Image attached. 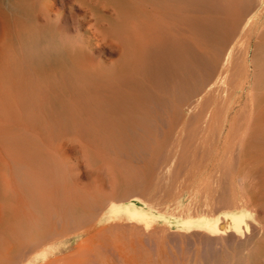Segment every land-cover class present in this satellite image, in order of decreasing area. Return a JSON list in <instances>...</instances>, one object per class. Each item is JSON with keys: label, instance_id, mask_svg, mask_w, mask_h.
I'll use <instances>...</instances> for the list:
<instances>
[{"label": "bare ground", "instance_id": "1", "mask_svg": "<svg viewBox=\"0 0 264 264\" xmlns=\"http://www.w3.org/2000/svg\"><path fill=\"white\" fill-rule=\"evenodd\" d=\"M262 17L264 0H0V264L147 262L90 246L41 250L71 224H94L107 207L111 220L146 218L151 204L138 195L151 194L154 181L140 163L160 174L161 159L186 163L189 149V170L206 177L209 196L201 211L178 216L179 229L238 238L256 213L264 264ZM146 125L154 133L141 138ZM120 157L126 174L114 164ZM174 159L173 169L181 163ZM89 175L99 182L92 192L83 182Z\"/></svg>", "mask_w": 264, "mask_h": 264}, {"label": "rangeland", "instance_id": "2", "mask_svg": "<svg viewBox=\"0 0 264 264\" xmlns=\"http://www.w3.org/2000/svg\"><path fill=\"white\" fill-rule=\"evenodd\" d=\"M262 20L264 19V17H262L261 18ZM242 129V130H241ZM241 129H238V130H240L239 131V133L237 132L235 135H237V136H242V137H237V136H232V137H234V138H232V140L231 141H233V142H237L236 144H239L241 141H242V139H243V135H244V129L243 128H241ZM140 133H141V138H142V135L143 136H145V137H147V135L148 134H153L154 133V129L153 128H151V127H149L148 125H146L145 127H144V130L143 131H140ZM242 134V135H241ZM139 139V138H138ZM138 139H135V140H133V144H135V148H136V150H139L140 149V147H141V145H140V143L138 144ZM234 139V140H233ZM176 143V142H175ZM174 142H173V145L172 146H174L175 145V147L177 148V146H176V144H175ZM180 151H181V148H180ZM187 151V150H186ZM191 151V152H190ZM188 152H190V153H193V151H192V149H189L186 153H187V155H188V159L190 160H188L187 159V161H189L188 163H187V161H185L186 163H183V161L181 162V159H180V157L178 156H175V157H177V159L179 158L180 159V164H179V167H178V165H175V164H178L179 163V160H177L176 158L174 159V157L173 158H171V159H174L173 160V165H175V168L173 169L172 167H174V166H172V163H171V159L168 161V162H166V160H164V159H161V161H160V166H163L164 164L166 165L167 163V166H165L164 165V167H165V169H164V171L162 172V173H160V174H157V171H156V173L154 174H152V172L150 171V170H148V165H149V162H141L140 164L141 165H143L144 163H146V167L144 166V167H142L143 168V171H142V175L144 176V178L145 179H150V180H152V181H154V187H153V190H152V192H151V194H148V193H141V194H139L138 196H140V198L142 199L143 198V200H145L146 202H148V203H150L151 204V207L150 208H147V212H148V216L146 217V218H148V221H147V219L146 218H137V219H139V220H137V219H133V220H131L130 219V217L127 215V214H123V213H121L119 216H117V217H112V220L110 219V214L108 213L109 212V208L107 207V209H105L104 211V213H105V215L103 214L102 216H101V218L98 220V221H96V222H98V223H94V224H92V225H96V226H93V227H91L92 229V231L90 230L89 232H84V229H87V228H90V226H92V225H90V226H86V228H81V227H79L78 225H76V226H78V228L74 225V224H71V225H69L68 227H67V229L65 230V232H66V235L64 236V237H62V238H60L58 241H56L55 243H53L52 245H50V246H46V247H44L42 250H41V252H53V251H56V250H58V248H60L61 246H63L64 244H69V245H71V247H70V250L72 251V252H86V247H89L88 249H87V251L88 250H91L92 249V251L93 252H95L96 250L97 251H102L103 253H106V254H112V252L114 253V254H124V255H132V256H135V254H136V257L138 256L139 257V255L140 256H145L146 257V259H148V261L147 262H145L146 264H262V260H261V251H260V233H259V231H260V227H261V225H260V223H259V220L257 219V215H256V213H254V219H252L251 220V223L253 222L254 224H257L258 226H259V231L257 230V228L258 227H256V226H252L253 225V223L251 224V227L252 228H254L255 229V231H254V229H252L251 227L249 228L250 230H248V231H246L247 232V234H246V236H245V233L246 232H244V233H242L243 234V236H240V234L238 235V238H236L237 237V235L236 234H234V236L236 235V237L234 238L232 235H229V234H231V233H229V234H225V237H224V234H223V237H222V235L221 236H214V237H211L212 239H214V242H215V244H214V242L213 241H211L212 239H209V237H208V235L206 236V234H204V232H202V231H197V229H195V230H189V232H188V234L190 235H187V232L186 231H182V230H180L179 229V226H178V220H180L182 217H184V215H185V213H187V212H189V210L190 211H201V209H203V208H200V205L198 204V203H200L203 199H205V197L207 198L209 195H208V191H202V189L203 190H206L205 189V186H203L204 184H202V183H204V179L206 178V177H204V176H200L199 177V175H197L195 172H193L192 173V171L191 170H189V168L193 165V158L194 157H192L191 156V154H188ZM189 155H190V157H192V159L191 158H189ZM193 155V154H192ZM175 160H177V163H176V161ZM186 160V159H185ZM114 164H116L117 165V167H118V171L119 172H121L122 174H126V172H125V163H124V158H119V162L118 161H115L114 160ZM163 162H165V163H163ZM174 162H175V164H174ZM191 162H192V164H191ZM169 163L171 164L170 166H169ZM183 164V165H182ZM186 164V166H184ZM188 164H191V165H189V166H187ZM178 168H177V167ZM180 166H184L183 167V169L185 170V168H186V170L185 171H188L187 173L184 171V170H182L181 171V169H180ZM167 167H168V170H167ZM170 168H172V170H170ZM178 169V170H177ZM180 169V170H179ZM191 169V168H190ZM170 170V171H169ZM177 170V171H176ZM192 170H193V166H192ZM166 171V172H165ZM172 172V173H169V174H167L168 172ZM178 171H181V172H178ZM183 171L185 172V175H188V176H185L184 175V173H183ZM190 171V172H189ZM194 171V170H193ZM164 172H165V175L166 176H163V174H164ZM174 172H176L177 174H175L173 177L170 175V174H174ZM180 173H181V175H182V173H183V175H182V177H183V179H186V177H189V179H190V181L188 180V178L185 180V181H187V183H183L185 186L183 187V184H181V182L183 181V182H185L183 179H181V175H180ZM195 174L193 177L191 176V174ZM189 174H190V176H191V178H190V176H189ZM161 175H162V177H161ZM168 175H170V176H168ZM178 176V181H177V176ZM185 176V177H184ZM157 177V178H156ZM169 177H171V179H167V178ZM176 177V178H175ZM96 176L95 175H89V176H87V177H84V180H83V182L84 183H86V184H90L91 186H93V188H92V190L90 191V192H92L93 190H94V188L96 187V185L99 183V182H97L96 184H95V180H96ZM164 178V181H166V183H167V180H169L168 182H170V184L169 185H167V184H165L163 181L162 182H160L162 179ZM182 180H180V179ZM193 178H195V179H197V180H194ZM107 178H106V176L104 175L103 177H102V181H105ZM161 179V180H160ZM174 179H176V180H174ZM173 180L174 182H177V183H175V185L171 182V181ZM180 180V181H179ZM207 179H205V181H206ZM191 181H193V183L191 184V185H193V189H192V186H190L191 187V190L189 189V184L191 183ZM160 182V183H159ZM188 182H189V184H188ZM159 183V184H158ZM200 183V184H199ZM160 184H163L162 186L163 187H160L161 185ZM172 184V186L174 185L175 186V188H174V186L172 187H169L170 185ZM179 186H181L182 187V191L180 190V188L181 187H179ZM160 185V186H159ZM187 185V186H186ZM196 186V187H195ZM158 187H160V188H158ZM167 187L169 188V189H171V190H167ZM177 187V188H176ZM199 187H200V189H201V192H200V189H199ZM203 187V188H202ZM165 189L164 191L163 190H159V189ZM179 188V189H178ZM183 188L185 189V190H183ZM186 188H187V190H186ZM194 188H196V189H194ZM177 189V191H175ZM191 191V192H188L189 190ZM199 189V190H198ZM108 191H110L109 189H107ZM166 190H167V192H166ZM178 190H180L181 192L180 193H178L179 191ZM185 193H184V192ZM194 191V192H193ZM199 191V192H198ZM161 192V193H160ZM167 194H166V193ZM171 192V193H170ZM173 192V193H172ZM175 192H176V198H175ZM198 192V193H197ZM192 193V194H191ZM200 193V194H199ZM202 193H203V195H204V197H203V195H202ZM161 194V195H160ZM172 194H174V195H172ZM179 194V195H178ZM196 194V195H195ZM159 195H160V197H161V199H160V197H159ZM167 195V196H166ZM171 195V196H170ZM190 197H189V196ZM197 195H198V197H197ZM202 195V196H201ZM206 195V196H205ZM182 196V197H181ZM191 196H192V198H191ZM196 196V197H195ZM202 197V198H201ZM165 198V199H164ZM173 198V199H172ZM175 198V199H174ZM178 198V199H177ZM183 198V199H182ZM196 200H195V199ZM159 199V200H158ZM166 199H168V200H166ZM191 199V200H190ZM192 199H194V200H192ZM202 199V200H201ZM166 200V201H165ZM179 200V202H177ZM189 200H190V203L189 204H191V206L189 205L188 206V203L187 202H189ZM174 201H175V203H174ZM192 201V202H191ZM194 201V202H193ZM196 201H198V202H196ZM177 202V203H176ZM123 205H126V204H128V201H123V202H121ZM194 203H196V204H194ZM155 204H156V206H155ZM172 204V205H171ZM178 204V206H179V208H182V210H180L179 208H178V206L176 207V205ZM186 205V206H185ZM195 205H196V207H198V209H195L196 207H195ZM199 205V206H198ZM154 206V207H153ZM164 206V207H163ZM171 206V207H170ZM185 206V207H184ZM188 206V207H187ZM194 206V207H193ZM162 207H163V209H162ZM190 207H192V208H190ZM161 208V209H160ZM186 210H185V209ZM188 208V209H187ZM149 209V210H148ZM174 209V210H173ZM177 209V210H176ZM161 210V211H160ZM179 210V213H177V211ZM188 210V211H187ZM108 211V212H107ZM170 211H172V212H170ZM181 211V212H180ZM183 211V212H182ZM107 212V213H106ZM166 212V213H165ZM174 212V213H173ZM183 213V215L181 216V214ZM176 216H175V215ZM150 215H152L151 217H150ZM105 216V218H103ZM175 216V217H174ZM181 217V218H179V217ZM150 217V218H149ZM177 217V218H176ZM122 218V221L121 220H119V221H117L118 219H121ZM153 218V219H152ZM105 219V220H104ZM110 219V220H109ZM114 219V220H113ZM141 219V220H140ZM152 219V220H151ZM129 220V221H128ZM108 221H109V223H108ZM118 222L119 223H122L121 225L120 224H118ZM123 222H124V224H123ZM134 222V223H133ZM103 223V224H102ZM115 223V224H114ZM136 223V224H135ZM118 224V225H117ZM128 224V225H127ZM134 225L135 226V228H134V226H132V225ZM100 225V226H99ZM125 225H127V228H128V226L129 227H131V228H133V229H130V228H128L127 230H128V232H126V230H124L125 229ZM137 225V226H136ZM140 225V227L139 228H137L138 226ZM164 225V226H163ZM98 226V227H97ZM109 228H108V227ZM113 226H114V228H113ZM116 226H120V228H122V229H118V231H116ZM75 227L77 228V230L75 229ZM96 229H95V228ZM144 227V228H143ZM163 227V228H162ZM95 230H94V229ZM106 228V230H104ZM109 230H108V229ZM112 230H111V229ZM124 228V229H123ZM142 228H143V231H141L142 230ZM154 228H156V229H154ZM162 228V229H161ZM178 230L179 229V231H177L176 229ZM75 229V230H74ZM82 229H83V231H82ZM129 229H130V231H129ZM135 229V230H134ZM139 229H141V230H139ZM162 231H161V230ZM59 230H61L60 228H59ZM72 230H74V231H72ZM94 230V231H93ZM111 230V232L112 233H109V231ZM121 232H123V233H121ZM123 230V231H122ZM131 230H133L132 232H131ZM176 230V231H175ZM69 231H72L71 233L69 232ZM79 231V232H78ZM101 231V232H100ZM102 231H104V233H106V234H104ZM146 231V232H145ZM153 231V232H152ZM154 231H155V233H154ZM157 231V232H156ZM175 232V233H173V232ZM197 231V232H196ZM257 231V232H256ZM94 232H95V234H94ZM96 232H97V234H96ZM116 234H115V233ZM140 232V233H139ZM182 232V233H181ZM183 232H185V233H183ZM199 232V234H200V232H202L201 233V237H200V235L199 234H197ZM252 232H254V233H252ZM101 233V234H100ZM125 233V234H124ZM136 233V234H135ZM139 233V234H138ZM144 233V234H143ZM154 233V234H153ZM170 233V234H169ZM251 233V234H250ZM257 235H256V234ZM115 234V235H114ZM156 234V235H155ZM179 234H182V235H179ZM184 234H186L187 235V237H185L184 236ZM195 234H197V235H195ZM241 234V235H242ZM253 234V237H249L250 235H252ZM82 235V236H81ZM99 235H101V236H99ZM112 235H113V237H112ZM133 235V236H132ZM151 235V236H150ZM227 235V236H226ZM256 235V236H255ZM95 236H96V238H95ZM98 236V237H97ZM104 236V237H103ZM112 238L111 240L108 238ZM118 236V237H117ZM158 236H160V237H158ZM193 236V237H192ZM202 236H204L203 238H202ZM239 236H240V238H239ZM248 236V237H247ZM101 237V239H99ZM114 237H115V240H114ZM133 237V238H132ZM148 237V238H147ZM153 237V238H152ZM155 237V238H154ZM185 237V238H184ZM189 237H191L190 239H189ZM208 237V238H207ZM227 237V238H226ZM243 237H244V239H243ZM104 238H107V239H104ZM124 238V239H123ZM128 238V239H127ZM205 238V239H204ZM225 238V239H224ZM229 238V240H231L230 242L229 241H227V239ZM234 240H233V239ZM251 238V239H250ZM95 239V240H94ZM109 239V240H108ZM210 240V241H208V240ZM218 240V242H219V245H218V242L216 241V240ZM237 239V240H236ZM259 239V240H258ZM86 240V241H85ZM106 240H107V242H106ZM129 240H131V243H128V242H130ZM141 242H140V241ZM226 240V241H225ZM233 240V241H232ZM238 240H239V242L240 243H238ZM243 240V241H242ZM245 240V241H244ZM77 241V242H76ZM104 241L106 242V243H104ZM109 241H111V242H109ZM122 241V242H121ZM128 241V242H127ZM139 241V242H138ZM248 241H249V243H248ZM253 241V242H252ZM91 242V243H90ZM99 244H98V243ZM110 244H109V243ZM113 242V243H112ZM123 242H124V244H123ZM137 242V243H136ZM142 242H143V244H142ZM206 242V243H205ZM211 242V243H210ZM213 242V243H212ZM217 242V243H216ZM235 242V243H234ZM241 242H243V243H241ZM247 242V243H246ZM95 243H97V247L94 245ZM135 243V244H134ZM139 243V244H138ZM103 244V245H102ZM106 244H108V247H107V245ZM140 244H141V246H140ZM149 244V245H148ZM248 244V245H247ZM103 246L102 248L104 249H102L101 248V246ZM111 245H114L115 246V248L114 247H112ZM126 245V246H125ZM133 245H135V246H133ZM238 245V246H237ZM242 245V246H241ZM245 245V246H244ZM247 245V246H246ZM127 246H128V248H127ZM140 248H139V247ZM95 247V248H94ZM131 247V248H130ZM135 247V248H134ZM143 249H142V248ZM144 247H146V248H144ZM249 248V249H246V248ZM97 248V249H96ZM101 248V249H100ZM108 248H110V250L108 249ZM111 248H113V249H111ZM137 248H139V249H137ZM242 248V249H241ZM254 248V249H253ZM132 249V250H131ZM134 249H135V251H134ZM246 249V250H245ZM115 250V251H114ZM144 250V251H143ZM250 250V251H249ZM92 251H90V252H92ZM105 251V252H104ZM108 251H111V252H108ZM119 251V252H118ZM131 251H134V252H131ZM139 251L141 252V253H139ZM148 252L149 254H146V252ZM138 253V254H137ZM150 253L152 254V256L150 255ZM143 254V255H142ZM148 255V256H147ZM159 257H158V256ZM151 256V257H150ZM149 258H150V260H149ZM152 258V259H151ZM154 258H158V261L156 262L155 260H154ZM150 261V262H149ZM149 262V263H148ZM161 262V263H160ZM145 263H142V264H145ZM133 264H136V263H133Z\"/></svg>", "mask_w": 264, "mask_h": 264}]
</instances>
